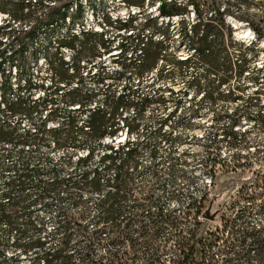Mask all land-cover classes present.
<instances>
[{"label": "trees", "instance_id": "16d2710c", "mask_svg": "<svg viewBox=\"0 0 264 264\" xmlns=\"http://www.w3.org/2000/svg\"><path fill=\"white\" fill-rule=\"evenodd\" d=\"M156 2L157 14L146 15L138 25L146 32L133 40L134 60L122 64L116 73L123 75L132 69L137 76L153 73L158 80L181 77L185 87L180 94L175 96L171 87H158L153 93L140 92L137 87L119 94L113 103L106 99V106L95 103L86 109L85 100L90 101L91 95L84 99L77 88L69 91L76 94L69 105L78 106L69 108L67 117L53 126L47 123L54 120L57 106L47 96L43 101L47 100L50 108L34 130L20 131L0 122V264H23V259L28 260L26 264H264V171L257 175L262 179L259 192L249 188L239 191L230 213L222 212L220 225L206 228L201 216L210 202L208 191L192 196L184 208L169 210L150 187L133 186L135 178L146 176L140 157L143 144L132 140L137 123L131 117L122 122L125 140L116 142L119 126L115 121V114L130 106L140 114L148 106L166 107L172 101L174 108L157 129L164 141H172L170 134L162 131L164 124L170 116L185 112L181 103L188 96L189 100L200 97L213 110L219 107L214 113L216 122L211 124L215 132L204 142L207 156L202 163L207 173L213 180L219 166L231 170L243 166L237 153L230 166L216 150L221 140L230 146L241 141L244 131L238 126L243 118H254V125L264 131V114L259 110L252 115L249 110L254 97L256 105L264 107L259 98L264 64L258 65L263 21L236 13L235 0H132L142 8ZM19 3L23 12L27 4L25 0ZM229 18L250 25L255 40L237 36ZM133 24L132 17L123 27L133 34ZM27 33L35 35V26ZM175 34L186 48L184 56L169 43ZM90 35L103 37V33L83 29L66 44L79 52ZM122 42L120 54L126 51ZM101 44L103 53H109L103 39ZM6 59L1 50L0 69ZM11 86L8 81L1 82L3 89ZM250 86L255 89L246 95ZM7 104L13 106L12 102ZM4 106L0 102V109ZM36 106L35 101L29 109ZM109 106L113 112L108 111ZM78 110L85 111L82 121L74 114ZM189 116H198V108L190 110ZM222 118L228 122L219 127L217 121ZM106 139L110 141L105 143ZM46 144L73 149L64 159L69 171L59 164L49 170L39 165L38 148ZM157 149L155 143L151 145L148 173L158 181ZM79 150L85 153L74 157ZM175 174L172 168L171 175ZM92 194L98 196L90 205ZM43 212L51 215V231ZM102 247L103 253L99 251Z\"/></svg>", "mask_w": 264, "mask_h": 264}, {"label": "rangeland", "instance_id": "374dc122", "mask_svg": "<svg viewBox=\"0 0 264 264\" xmlns=\"http://www.w3.org/2000/svg\"><path fill=\"white\" fill-rule=\"evenodd\" d=\"M19 1L0 0V51L7 58L0 69V102L5 103L4 109H0L1 123L16 126L20 131L34 130L50 108L47 100L43 101V97L47 96L57 106L54 120L47 123L48 126H53L67 117L69 108L78 106L77 103L69 105L76 96L69 91L77 88L84 99L91 95L90 101L85 100L86 109L92 108L95 103L106 106V99L109 104L113 103L119 94L137 87L144 93H153L158 87H171L175 96L184 90L185 82L181 77L158 80L153 73L137 76L132 69L123 75L116 73L122 64L134 60L136 54L132 56L133 40H136V36L141 38L142 33L146 32L138 25L144 22L146 15L157 14L158 2L142 8L132 3V0H25L27 7L20 12ZM217 1L222 3L224 0ZM235 1L236 13L263 21L264 28V0ZM79 3L81 7L78 6ZM132 17L133 34L132 30L123 27V22L132 20ZM229 21L237 24V36L246 41L255 40V33L246 22H238L234 18H229ZM5 24L9 26L2 28ZM31 25L35 26L33 36L27 33ZM83 29L103 33L102 39L109 47V53H103L102 39L98 35H90L84 49L79 52L67 46L72 35L80 34ZM261 40L259 45L263 50L258 61L260 66L264 64V44H261ZM122 41L126 43V51L120 54ZM169 43L180 55L186 54V48L176 34L171 36ZM11 52L14 54L10 55ZM2 81H8L12 85L11 89L1 88ZM261 81L263 91L259 98L264 102V73L261 74ZM254 89V86L248 87L246 95H251ZM165 95L168 96V92ZM35 101L37 106L29 109V105ZM11 102L13 106L10 108L7 103ZM256 103L254 97L249 104L250 113L255 115L261 110L264 114V107L257 106ZM181 105L185 112L179 111L170 116L162 130L170 134L172 141H164L157 131L160 120L165 119L174 108L173 102L169 101L166 107L148 106L140 114L132 106L121 114H115V121L119 126L116 142L124 141L127 135L122 123L125 117L135 118L137 128L131 137L132 140L139 139L143 144L140 157L146 176L135 178L133 186L141 188L147 185L169 210L184 208L192 196L208 191L210 202L201 218L206 228L215 229L220 225V216L224 212L230 213L229 208L239 191L243 189L246 192L248 188L257 192L261 190L262 179L257 175L264 171V131L254 125V118H243L238 126L244 131L241 141L236 146H230L227 141L221 140L216 153L230 166L234 162V153H237L240 163L244 165L235 170L219 166L216 177L212 180L202 160L207 156L204 142L215 132L211 124L216 122L214 113L219 107L213 110L207 101H200V97L189 100V96ZM196 108L198 116L190 118V110ZM108 111L113 112L110 106ZM74 114L78 115L80 121L85 119L84 110H78ZM227 122V118H222L217 121V125L220 127ZM109 141L110 139H106L105 143ZM179 141L182 142L180 145ZM154 143L158 147L155 156L158 181L148 173L152 164L149 151ZM13 149L16 151L17 147ZM84 153L79 150L74 153V157ZM72 154L73 149L70 147L40 145L39 165L49 170L53 165L59 164L67 172L69 167L64 159ZM172 168L176 170L174 176L171 175ZM135 195L141 197L142 194ZM97 196H90V205L96 201ZM43 215L46 217L47 230H53V221L48 219L51 215L48 216L45 212ZM122 249L128 250V247L123 246ZM104 250L105 247L99 249L101 253ZM22 261L26 264L28 260Z\"/></svg>", "mask_w": 264, "mask_h": 264}, {"label": "water", "instance_id": "95a60500", "mask_svg": "<svg viewBox=\"0 0 264 264\" xmlns=\"http://www.w3.org/2000/svg\"><path fill=\"white\" fill-rule=\"evenodd\" d=\"M238 24H240V23H238ZM233 25H234L235 28L237 27V24H233Z\"/></svg>", "mask_w": 264, "mask_h": 264}, {"label": "bare ground", "instance_id": "6f19581e", "mask_svg": "<svg viewBox=\"0 0 264 264\" xmlns=\"http://www.w3.org/2000/svg\"><path fill=\"white\" fill-rule=\"evenodd\" d=\"M262 42H263L262 44H264V40Z\"/></svg>", "mask_w": 264, "mask_h": 264}, {"label": "built area", "instance_id": "2783aa9c", "mask_svg": "<svg viewBox=\"0 0 264 264\" xmlns=\"http://www.w3.org/2000/svg\"><path fill=\"white\" fill-rule=\"evenodd\" d=\"M241 24V23H240Z\"/></svg>", "mask_w": 264, "mask_h": 264}]
</instances>
